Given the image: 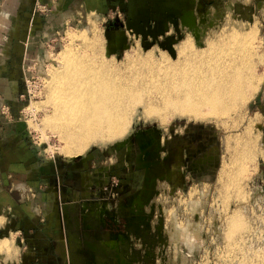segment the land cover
Here are the masks:
<instances>
[{
  "label": "rangeland",
  "instance_id": "rangeland-1",
  "mask_svg": "<svg viewBox=\"0 0 264 264\" xmlns=\"http://www.w3.org/2000/svg\"><path fill=\"white\" fill-rule=\"evenodd\" d=\"M36 2L42 27L33 32L34 52L22 64L19 112L13 115L8 103L0 109L1 121L17 124L20 130L13 134H20L26 150L35 154L36 176H1L8 178L6 191L17 196L19 205H25L27 190L36 188L34 204L22 210L40 216L37 232L42 234L35 240L12 237L15 252L0 255V264H74L61 242L70 248L77 236L84 264H216L226 242L221 219L225 202L233 208L240 199L250 217L264 218V0ZM166 5L174 12L158 9ZM132 6H137L136 14ZM226 19L247 27L262 58L255 96L230 113L226 126L212 117L140 113L122 137L68 155L46 117L51 76L71 45L92 53V46L84 43L95 41L108 61L148 73L154 67L142 59L154 57L161 64L176 59L178 44L188 36L204 48L212 28ZM186 51L194 55L195 49L188 45ZM253 119L259 125L250 127L259 134V156L249 165L250 174L240 178L242 191L231 188V197L225 198L221 174L230 160L227 137L242 135ZM15 127L0 128L3 144ZM47 165L54 173L44 175L50 172ZM55 166L61 167L59 173ZM56 189L61 193L58 202ZM72 202L76 205L65 208Z\"/></svg>",
  "mask_w": 264,
  "mask_h": 264
},
{
  "label": "bare ground",
  "instance_id": "bare-ground-1",
  "mask_svg": "<svg viewBox=\"0 0 264 264\" xmlns=\"http://www.w3.org/2000/svg\"><path fill=\"white\" fill-rule=\"evenodd\" d=\"M246 28L226 19L212 28L204 48L196 47L188 36L176 46V59H164L163 64L154 57L142 59L154 67L148 73L108 61L95 41L84 43L92 46V53L71 45L51 76L46 123L60 134L69 156L80 155L99 141L122 137L140 113L212 117L226 126L230 113L245 107L261 81L257 67L262 58ZM188 45L195 49L194 55L186 51ZM257 123L253 119L242 135L227 137L230 160L221 174L225 198L231 197V188L242 191L240 178L250 174L249 165L259 156V134L250 129ZM244 209L240 199L233 208L225 202L221 219L226 242L217 254L218 264H264V218L250 217Z\"/></svg>",
  "mask_w": 264,
  "mask_h": 264
},
{
  "label": "crops",
  "instance_id": "crops-1",
  "mask_svg": "<svg viewBox=\"0 0 264 264\" xmlns=\"http://www.w3.org/2000/svg\"><path fill=\"white\" fill-rule=\"evenodd\" d=\"M107 1L110 4L111 0ZM36 4V0H0V109L5 106V103H8L13 115L19 112V104H17V101L21 92L20 79L22 64L27 61L31 53L34 52L33 48L37 42L35 38L36 33L33 32H36L38 27H42L41 23L43 17L38 19L35 15ZM105 8L107 9L108 6H105ZM132 8V13L136 14L137 6H132ZM148 8L149 7L142 6V9ZM158 9L168 13L174 12V10H172L173 8H170V5ZM10 126L16 127L13 129L12 134L7 135L8 139L5 143L6 145L0 140V244L3 243L1 241H4L5 243L2 244V246L4 245L5 248L7 246L6 249L9 250L6 251L3 246L4 249L1 250L2 252L0 255L5 254L7 257H10V255L15 252V245L12 237L22 240H35L42 234L39 231L37 232V227L41 221L40 216L36 217L35 214L29 213L26 209L22 210L23 205H19V202H15V197L17 196L15 194H9L6 191V189L10 190L6 188V184H4V181H7L8 178L1 176L4 173L9 175L16 172H20L18 174L22 176L26 174L29 176V174H32L33 176L31 179L36 176V172L33 174V171H36L35 164L37 159L35 154L26 150V142L20 134H13V132L20 130L17 128V124H13L10 119L6 120V122H4V120L1 121L0 118V128ZM47 166L50 172L45 171L44 175L54 173L52 172L54 167L52 165ZM10 169L14 171L11 172ZM55 171L59 173L61 167L55 166ZM66 171L68 174L69 171ZM16 183L18 185L21 181L17 180ZM2 184L4 187L1 186ZM53 195L57 200L58 197L55 196V194ZM73 205L75 206L76 203L72 202V205L68 203V206ZM78 205L77 203V206ZM25 208L28 209L26 206ZM71 209L73 211L74 207ZM34 213L36 212L34 211ZM80 245L81 239L78 236L77 241L71 242L70 248L67 247L64 240L61 242V249L71 256L74 264L83 263L82 257L78 251ZM7 252H11V254ZM14 264L20 263L16 262Z\"/></svg>",
  "mask_w": 264,
  "mask_h": 264
},
{
  "label": "flooded vegetation",
  "instance_id": "flooded-vegetation-1",
  "mask_svg": "<svg viewBox=\"0 0 264 264\" xmlns=\"http://www.w3.org/2000/svg\"><path fill=\"white\" fill-rule=\"evenodd\" d=\"M185 13V12H184ZM68 176V175H67ZM66 182V181H65ZM29 193H27L26 194V198H27V201L25 202V205L24 204H22V205H24V206H26V207H28V210H29V204H31V202L34 204V202H35V198H37V196H38V194H36L35 193V191H36V188L33 190V192L31 193V190H27ZM53 193L55 194V196H57L58 197V199L60 198V190L58 189H56L55 191H53ZM31 197L33 198V199H31ZM31 199V200H30ZM57 202H58V200H57ZM86 205H88V204H86ZM64 206V205H63ZM64 208V207H63ZM65 208H69V206H66ZM31 211H29V213H30Z\"/></svg>",
  "mask_w": 264,
  "mask_h": 264
}]
</instances>
